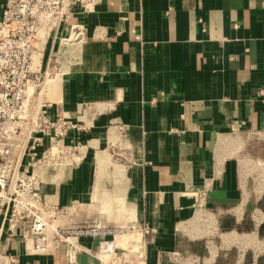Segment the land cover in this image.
<instances>
[{
    "label": "crops",
    "instance_id": "crops-1",
    "mask_svg": "<svg viewBox=\"0 0 264 264\" xmlns=\"http://www.w3.org/2000/svg\"><path fill=\"white\" fill-rule=\"evenodd\" d=\"M44 57L49 113L80 127L73 168L41 173L65 227L107 217L146 264H264V159L243 138L264 129V0H100ZM81 243L74 264H99ZM28 245L11 239L17 264H69Z\"/></svg>",
    "mask_w": 264,
    "mask_h": 264
},
{
    "label": "built area",
    "instance_id": "built-area-1",
    "mask_svg": "<svg viewBox=\"0 0 264 264\" xmlns=\"http://www.w3.org/2000/svg\"><path fill=\"white\" fill-rule=\"evenodd\" d=\"M100 0H2L0 17V264H17L9 246L19 237L28 253L47 255L64 244L74 264L89 249L81 239L96 241L99 264H146L142 242L119 243L120 228L99 223L65 227L66 208L42 192V167L77 161L75 132L80 127L62 115L52 117L43 96L59 72L44 57L47 39L69 23L77 10L90 11ZM82 37L77 24L69 37ZM31 89V90H30ZM143 227V232H149Z\"/></svg>",
    "mask_w": 264,
    "mask_h": 264
},
{
    "label": "rangeland",
    "instance_id": "rangeland-1",
    "mask_svg": "<svg viewBox=\"0 0 264 264\" xmlns=\"http://www.w3.org/2000/svg\"><path fill=\"white\" fill-rule=\"evenodd\" d=\"M244 141H246L249 144L253 145V148L251 149V151L249 152V156L253 162H254V166H257V160H261L264 159V129L260 132L254 133V134H250L249 136L245 135L244 137ZM56 167H59V169H64L65 167H67L68 169H72L73 168V164H71V162H66L64 164L61 165H55ZM54 166V167H55ZM258 167V166H257ZM261 164L259 163V167L258 168H254V172H258L259 174L261 173L260 168ZM41 179V177H40ZM42 188V187H41ZM110 218V217H109ZM105 219H107V217H103L102 221L100 222L99 220H97L96 222H100L101 225H105L107 227H113L111 223H106ZM93 225V223L84 221V222H77V227H82V226H90ZM114 228H118V227H114ZM120 230H122L120 228Z\"/></svg>",
    "mask_w": 264,
    "mask_h": 264
},
{
    "label": "bare ground",
    "instance_id": "bare-ground-1",
    "mask_svg": "<svg viewBox=\"0 0 264 264\" xmlns=\"http://www.w3.org/2000/svg\"><path fill=\"white\" fill-rule=\"evenodd\" d=\"M31 90V89H30ZM120 237V236H119Z\"/></svg>",
    "mask_w": 264,
    "mask_h": 264
}]
</instances>
